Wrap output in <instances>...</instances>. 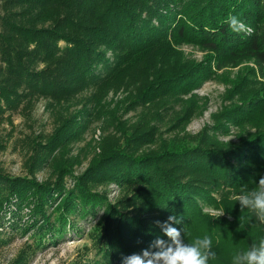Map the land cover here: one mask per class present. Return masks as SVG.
<instances>
[{
    "label": "trees",
    "instance_id": "16d2710c",
    "mask_svg": "<svg viewBox=\"0 0 264 264\" xmlns=\"http://www.w3.org/2000/svg\"><path fill=\"white\" fill-rule=\"evenodd\" d=\"M6 1L20 10L0 16V121L9 109L40 96L69 98L92 84L102 96L142 54L151 58L143 70L155 68L139 94L148 100L191 88L206 78L213 60L218 69L252 61L264 80V0ZM230 17H237L243 30L234 31ZM183 41L207 49L206 63L183 61L180 51L170 47ZM240 93L247 107L229 111L228 116L256 131L238 143H164L143 151L138 144L149 141L144 135L151 136L150 130L122 131L123 142H102L100 153L71 188L63 178L68 167L59 168L52 183L0 173V211L19 217L26 206L28 219L17 224L34 226L39 247L45 239L58 238L70 216L86 218L102 208L89 236L103 264H124L125 257L159 252L157 240L172 245L164 232L166 224L176 227L181 237L209 236L212 242L216 230H226L248 249L256 236L245 227L251 214L241 211L229 194L264 177V93ZM74 130L75 115L65 117L47 138V149L63 144ZM101 182L125 185L130 191L110 202L94 190ZM206 207L222 208L233 220L222 224L204 212Z\"/></svg>",
    "mask_w": 264,
    "mask_h": 264
},
{
    "label": "rangeland",
    "instance_id": "374dc122",
    "mask_svg": "<svg viewBox=\"0 0 264 264\" xmlns=\"http://www.w3.org/2000/svg\"><path fill=\"white\" fill-rule=\"evenodd\" d=\"M19 10L18 5L0 0V16ZM171 44V48L180 51L183 61L206 63L209 51L198 43L183 41ZM106 56L112 60L110 51ZM150 59L147 54L140 55L135 66L126 68L122 78L108 87L102 96L98 85L92 84L73 97L54 99L40 96L6 111L0 121V173L52 183L58 169L68 167V170L63 169V178L65 187L71 188L75 178L100 153L102 142L110 138H119L123 142L122 131L129 132L135 128L150 130L151 136L144 135L149 141L138 144L139 150L143 151L156 150L164 143L175 147L204 142L233 145L256 131L250 125L233 123L228 116L229 111L247 107L241 103V91L257 97L264 93L261 90L264 80L252 61L218 69L213 60L206 78H200L191 88L148 100L140 98L139 94L155 72V68L143 70ZM156 66L159 67L160 63ZM99 69L98 65L94 72H99ZM242 77V83L235 87ZM70 115H75V130L70 138L52 150L47 149V138ZM130 143L135 144L133 140ZM256 184L258 182L233 190L229 198L238 202V197L250 192ZM94 190L110 202L128 195L130 191L125 185L108 182L96 184ZM51 209L47 208L46 213L50 214ZM245 210L251 214L245 224L246 230L249 234H256L253 241L258 245L259 240L264 239V224L249 209ZM27 211L23 206L19 215L21 219L9 211H0V264L23 260L24 264H103L101 253L89 236L90 229L102 215V208L94 216H70V224L62 234L55 239H45L39 247L35 246L37 233L34 226L24 228L25 222L17 224L19 220L27 221ZM204 212L222 224L233 220V216L222 208L206 207ZM221 213L224 214L220 216ZM216 231V239L212 242L216 259L210 258L208 264H233V257L242 255L247 245L226 230ZM197 238L181 237L184 245H190Z\"/></svg>",
    "mask_w": 264,
    "mask_h": 264
},
{
    "label": "clouds",
    "instance_id": "9594fccd",
    "mask_svg": "<svg viewBox=\"0 0 264 264\" xmlns=\"http://www.w3.org/2000/svg\"><path fill=\"white\" fill-rule=\"evenodd\" d=\"M230 27L234 31L243 30L242 22L237 17L229 18ZM241 211L245 208L255 214L256 219L264 224V178H261L250 192L238 197ZM224 213H221L223 215ZM169 220L179 223L175 216ZM165 234L172 240V245H165L163 240H157L156 245L161 251L150 254L148 251L140 255L124 258V264H208V260L216 259V252L212 251V239L209 236L197 238L190 245H184L181 232L170 224L164 225ZM147 258V259H146ZM233 264H264V239L259 240L243 251L242 255L233 257Z\"/></svg>",
    "mask_w": 264,
    "mask_h": 264
}]
</instances>
